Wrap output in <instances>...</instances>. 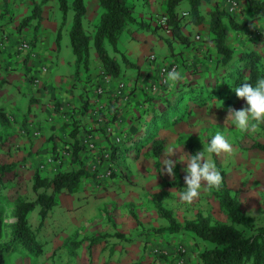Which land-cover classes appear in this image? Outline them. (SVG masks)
<instances>
[{"label": "crops", "instance_id": "1", "mask_svg": "<svg viewBox=\"0 0 264 264\" xmlns=\"http://www.w3.org/2000/svg\"><path fill=\"white\" fill-rule=\"evenodd\" d=\"M67 1L71 6L73 0ZM38 2L42 0H0V107L14 118L17 127L28 126L30 133L36 137L43 132L47 144L56 142L57 146L62 147L63 141H66V146L70 147V142L78 141V145L84 148L80 159L86 169L91 164H106L101 154L110 150L112 137L121 131L117 125L122 115H129L135 110L142 94L149 91L151 84L158 83L160 66L174 63L183 72L185 67L196 65L198 52L190 45L174 39L170 29L159 25L156 17L164 10V0H134L136 22L128 23L120 35L118 51H114L108 43L105 45L111 56L121 61L120 53H124L136 67L121 63V74L118 77L104 75L98 53L91 44L89 70L75 77V57L69 35L72 9L67 11L63 20L58 0H47L40 5L38 19L22 29L18 28L20 21L30 14L33 4ZM224 3V0L203 2L200 6L205 17L202 23L195 24L184 19L181 21L182 34L190 40L198 41L200 52L205 49V53L207 47L215 48L213 42L202 41L210 37L209 11L216 6L223 8ZM84 5L83 26L88 33L93 34L102 9L99 0H84ZM188 11L189 3L181 2L178 13L185 12L188 16ZM141 23L144 25L141 26ZM23 42H28L29 48L19 51L22 50L20 45ZM151 54L155 55V60L149 59ZM98 86L102 87V94L96 93ZM70 116L75 126H61L71 122ZM74 130L75 137L72 138L69 135ZM90 143L95 145V150H89ZM49 165H53L49 167L51 171L44 176L50 177L58 170L79 167L71 161V153L62 156L60 160L51 161ZM88 187V191L79 188L77 192H62L57 196L56 206L61 208L57 213L65 214L61 223L57 222V228H70V236L65 239L75 243L76 248L73 250L63 249L66 240L61 241L49 232L50 217L56 213L53 214L51 210L42 222L39 208L34 210V215H31L33 211L30 213L29 217H36L37 224L33 229L30 223L32 230L36 239L43 244V253L37 256L42 262L171 264L170 261L176 257L174 249L179 245L175 234L160 233L162 238L159 241L150 236L145 238L144 234L148 231L144 232L143 229L147 230V227L139 218V222L134 218L135 222L124 225L119 224L115 218L108 222L105 208L121 207L118 204L124 202L123 197L117 198L119 203L115 207L110 204L101 186L88 184ZM132 233L135 237L130 236ZM71 235H78L79 239L74 240ZM155 248L167 251L168 260L165 261L163 257L160 261L153 252ZM192 251L191 248L190 254L183 257V264L193 263L195 254Z\"/></svg>", "mask_w": 264, "mask_h": 264}, {"label": "rangeland", "instance_id": "2", "mask_svg": "<svg viewBox=\"0 0 264 264\" xmlns=\"http://www.w3.org/2000/svg\"><path fill=\"white\" fill-rule=\"evenodd\" d=\"M46 1L42 0L41 3L33 4V8L38 6L40 14V5ZM133 2L134 0H130V3L134 5ZM224 2L223 8L216 6L211 8V10L215 8L225 10L239 24L238 28H232L228 21L224 20L228 28L227 42L233 51V58L228 63V67L236 68L240 65L239 58L241 55L251 50L261 52L264 62V18L253 17L249 14L246 0H224ZM163 11L156 17V20L158 19L160 26L167 27V18L163 15ZM180 15L184 17V20H189L190 18L189 15L186 16L182 13ZM163 18H165V21H163ZM167 28L170 29L169 27ZM206 40L202 42L205 43L207 42ZM190 41L191 43L187 45H190L192 49H196L198 52V57L195 59L196 65L185 67L183 72H180L177 67L176 71L178 70L177 72L181 75L178 81H169L166 86L160 87L158 83L151 84L149 91L153 95L160 92L171 95L175 91H179V88L184 86V82L191 83L192 88L208 87L214 84L213 78L216 74L219 77L224 76L226 70L218 62L222 55L217 52L216 47H207L204 53L205 49L200 52L198 47L200 43L198 41ZM28 48H21L22 50L19 51H25ZM153 85L156 86L152 89ZM122 87L123 84L121 85ZM187 94L178 95L174 98L176 104V116L174 119L167 118L164 123H161V121L152 123L153 125L164 126L158 128L156 132V136L164 139L163 150L159 157H155L150 141H141L137 148H133L113 160L112 144L110 150L101 154V158L106 161V164H91L89 170L96 172V177L94 179H82L79 188L83 189V191H88V184L101 186L102 190L106 192L105 195L108 201L110 204H114L115 207L119 203L116 201L117 198L123 197L124 202L118 204L121 207L118 206L117 209L105 208L108 222L111 218H115L119 224L124 225L127 222H135L134 218H139L147 227V230L143 229L144 232L148 231L144 234L145 238L150 236L156 240L161 239L162 236L160 235L162 234L155 230L167 224V221L158 215L156 204H161L164 208L172 211L173 216L180 223L194 218L200 212L204 215H210L214 222L231 225V221L220 207L219 192L209 187L206 182H202L199 196L194 198L191 203L180 199V194L186 188L184 185L186 161L176 165L174 176L168 175L163 170L162 161L165 158L176 160L179 156H185L186 153L191 154L187 147V144L190 143L194 146L197 153L204 151L205 157L215 163L220 173L221 171L224 173L225 184L230 194L238 197L241 212L256 225L264 226V151L252 147L255 142L264 143V121H252L255 127L243 132L232 123L229 110H238L246 106L243 98H238L234 90H230L224 99L212 98L198 104L186 99L189 96ZM146 98L148 97L142 94L141 100H144L142 106L140 105L141 102L137 101L138 109L132 110L129 115H122L117 125L120 126V129L118 127L119 130H122L123 126H128L131 129L137 128L133 118L143 113L141 109L145 111ZM227 101L232 103L226 106L225 102ZM148 115V113L145 115L146 119L150 118ZM8 116L11 124L8 127L0 125V165L14 164L15 169L6 173L3 177V184L0 185V194H2L1 207L9 216L16 200H34L37 193L42 191L40 189L39 192H35L32 189L34 173L39 171L43 176L45 173H49L51 171L49 167L53 166L49 165L51 161H57L61 153L63 156L68 155L69 150L65 149V147H62V150L53 149V143L47 144L43 132L36 137V135L30 133L28 126L17 127L14 118L10 117V115ZM217 132L225 135L232 145V151L219 154L207 152V147ZM115 136L119 139L121 131ZM169 147L177 149H175L174 155L166 156ZM89 150H95V145L93 149ZM108 171L111 172L109 175L107 174ZM171 183H176V185L170 186L169 184ZM47 192L50 193L51 189H48ZM60 209H58V205H55L52 209L53 214L56 213L58 217L56 215L50 217L49 232L50 234L54 233L55 237L61 241L66 240L62 246L63 249L73 250L76 248L75 243L65 239L70 236V228L68 226L62 230L57 228V222L61 223L65 215L63 212L57 213V210ZM34 214L33 211L31 215ZM30 220L34 229V226L37 225L36 217H31ZM234 226L238 229L244 228L241 225ZM245 233L247 234L248 231ZM130 236L135 237V234L132 233ZM175 237L179 245L174 249L176 257L170 261L171 264H183L184 262L181 263L180 261L181 259L185 261L183 257L190 254L191 248L193 255L195 254L192 264H201L198 253L206 244L189 233H178L175 234ZM72 238L78 240L79 236L73 235ZM180 248L185 251L181 252ZM163 257H165V261L168 260L166 258L167 254L157 255L160 261L163 260ZM179 258L180 260H178ZM174 260L177 262L174 263ZM197 260L199 261L197 262ZM188 261H190L189 257ZM48 263V261L42 262L40 257L29 254L25 249L15 254L7 255L5 262V264Z\"/></svg>", "mask_w": 264, "mask_h": 264}, {"label": "trees", "instance_id": "3", "mask_svg": "<svg viewBox=\"0 0 264 264\" xmlns=\"http://www.w3.org/2000/svg\"><path fill=\"white\" fill-rule=\"evenodd\" d=\"M183 1L189 3V22L199 24L205 19L201 13L200 6L203 2H208L209 0H164L163 15L167 18V27L172 31L174 39L187 45L191 41L181 32V21L184 17L178 13V6ZM99 3L102 13L94 26L93 34H90L83 26L84 0H73L71 6H69L67 0H58L59 8L63 12V20L69 9L73 11L69 35L72 53L75 57V77L82 71L86 73L89 70V49L91 44H93L98 53L104 75L114 78L118 77L121 74V63L128 67H136L124 53H120L121 61L111 56L105 45L108 43L114 51H118L117 43L120 35L126 29L128 23L136 22L134 18L135 6L130 3V0H99ZM246 3L249 14L253 17L264 18V0H246ZM38 18L39 7L35 6L31 13L20 21L18 28L22 29ZM225 19L230 27H239V24L225 10L215 8L209 12L211 37L206 40L213 42L217 52L222 55L218 62L226 70L224 76L219 77L216 74L213 78L214 84L208 87L192 88L191 83L184 82V86L171 95L162 94L161 92L153 95L151 91L143 93L148 98L145 101V111L141 109L143 113L133 118L137 128L131 129L128 126H123L119 142H116V136L112 137L113 146L111 150L113 160L133 148H137L141 141H150L155 157L160 156L164 139L156 136V132L158 128L164 126H157V124L153 125L152 123H155V121L164 123L167 118H175L176 104L174 98L176 96L189 93L186 99H190L197 104L212 98L224 99L226 94L236 86H240L244 82L255 86L258 80L264 78L263 55L259 51L251 50L245 52L239 58L240 65L236 68L228 67V63L233 58V51L227 42L228 28L224 23ZM140 25L143 26L144 24L141 23ZM145 27H147L146 24ZM59 39L60 31L57 35L58 46ZM159 80L158 78L159 87L168 84H161ZM143 101L140 100L141 106ZM231 103L230 101L225 102L226 106ZM136 109H138V106H136ZM149 110H151L150 113ZM147 113L149 114V119L145 117ZM70 119L71 122H65L61 126H65V128L75 126L72 116H70ZM10 124L7 112L0 107V125L8 127ZM69 136L74 138L75 130ZM63 143L64 146L62 147H65L71 153V161L78 164L79 167L77 169L58 170L51 177L43 176L39 171H36L32 179V189L35 192H39L40 189L42 191L37 193L34 200H16L9 216L1 207L2 194H0V264H5L7 255L24 249L36 257L41 255L43 253V244L36 239V234L32 230L29 222L30 213L39 208L42 222L56 205L58 194L62 192H77L82 179H94L96 177V172L86 169L83 162H81L80 153L84 149L83 145H78V141L70 142V147L66 146V141ZM62 147L57 146L56 143L53 144V149L62 150ZM187 147L191 154L197 153L192 144L188 143ZM252 147L264 151V143L255 142ZM62 156L63 154L61 153L59 157L61 158ZM14 169V164L0 165V185L3 184L2 179L6 173ZM221 175L223 176L221 186L212 188L219 192L220 207L231 221V225L214 222L210 215H204L200 212L194 218L180 223L175 219L172 211L164 208L161 204H156L158 215L167 221V225L155 231L168 234L189 233L203 241L206 246L198 253L201 264H264V226L256 225L241 212L238 197L230 194L222 171ZM169 185L175 186L176 183ZM48 189H51L50 193L47 192ZM135 219L139 222L137 218ZM234 225H241L244 228L238 229ZM245 230L248 231L247 234Z\"/></svg>", "mask_w": 264, "mask_h": 264}, {"label": "clouds", "instance_id": "4", "mask_svg": "<svg viewBox=\"0 0 264 264\" xmlns=\"http://www.w3.org/2000/svg\"><path fill=\"white\" fill-rule=\"evenodd\" d=\"M181 78V75L176 70L168 73L167 79L175 82ZM238 98H243L245 101L244 107L240 109H230L231 121L240 131H248L254 128L252 121H264V78L253 84L244 82L240 86L233 88ZM228 116V115H227ZM175 147H169L166 156L175 154ZM232 151V145L221 132H217L211 139L208 147V153L219 154L221 152ZM186 161L184 169L185 190L180 194V199L191 203L194 198L199 196L202 182H206L209 187L219 188L223 182V176L217 169L215 163L205 157L204 151L195 154H187L179 156L176 160L165 158L162 161L163 170L168 175L174 176V169L180 162Z\"/></svg>", "mask_w": 264, "mask_h": 264}, {"label": "built area", "instance_id": "5", "mask_svg": "<svg viewBox=\"0 0 264 264\" xmlns=\"http://www.w3.org/2000/svg\"><path fill=\"white\" fill-rule=\"evenodd\" d=\"M183 15H186V13L185 12H183L182 13ZM163 21H165V18H163ZM197 38H198V36H197ZM26 47H28V45H27V43H23V44H21L20 45V48H26ZM149 59L150 60H155V55L154 54H151L150 56H149ZM177 69V66L175 65V64H169V65H161L160 66V69H159V83H161V84H167L168 83V79H167V75H168V73L169 72H171L172 70H176ZM155 86L156 85H153L152 86V89L153 88H155ZM96 93L97 94H102L103 93V89H102V87H97L96 88ZM116 141H119V139L117 138L116 139ZM93 147H94V145H93V143H90L89 144V149H93ZM111 172L110 171H108L107 172V174L109 175ZM181 252H184L185 250L183 249V248H180L179 249ZM153 252L156 254V255H158V254H163V255H165L166 253H167V251H165L164 249H157V248H155L154 250H153ZM180 262H184V260L183 259H181V261Z\"/></svg>", "mask_w": 264, "mask_h": 264}]
</instances>
